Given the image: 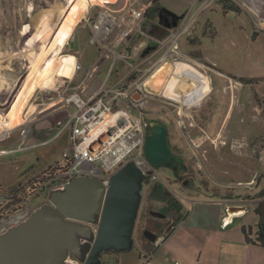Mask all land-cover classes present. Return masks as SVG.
Wrapping results in <instances>:
<instances>
[{
    "label": "rangeland",
    "instance_id": "rangeland-1",
    "mask_svg": "<svg viewBox=\"0 0 264 264\" xmlns=\"http://www.w3.org/2000/svg\"><path fill=\"white\" fill-rule=\"evenodd\" d=\"M73 1L0 0V102L3 97L8 100L7 107L0 106V126H3L0 133L4 131V128H11L6 125L5 121L7 115L12 114L15 108L21 111L19 120L22 122L21 124H25L27 119L32 121L39 113V117L43 118L47 114V110L44 109L52 112L51 119H43L45 125L49 124L50 126L51 120L56 125L60 119L66 118V112L61 110L60 106L62 105L61 98L64 97L62 90L69 91V83L65 79L58 78L56 87L51 84L52 88H37L31 95L27 93L30 83L36 80L33 78L34 74L36 76L43 65L41 60L56 59L57 74L62 76L63 72L60 70L63 69L59 65L62 57L64 56L63 60L69 59V57L73 58V55L67 54V51L64 52L67 55H59V58L55 56L59 51L47 50L45 52L49 42L47 40L56 31L55 26L58 23L59 15L69 9L67 13L69 17L72 10L81 5L80 0H76L74 4ZM188 1L158 0L160 6L167 8L177 16L191 11L190 17L180 23L182 28H189V31L196 30L198 22L195 27L191 23L194 19L201 18L212 4L221 1L223 6L228 7L225 10L227 13H223V9L218 7L217 31L214 34L213 32L209 33L207 29H201L198 31V36L192 37L194 39L190 40L183 34L179 41L180 52L194 63V67L189 65L191 69L185 66V71H187L185 78L193 81L192 83L196 81V85L201 86L202 76L207 77L205 75H208L211 78V90L206 93L208 84L204 88L205 90H199L195 95L194 91L196 90L189 88L188 93H190L185 96L193 95L188 99H184L185 96L180 93H177V96H181L177 99L169 97V95H162L161 92L150 99L147 98L143 109L146 124L145 133L148 135L151 132L154 122L162 123L166 128L169 125L167 140L171 150L177 152L172 149V145L180 141L182 146L189 150L188 158L196 162L195 169L201 172L203 179L205 178L217 188L219 197L228 196L226 198L230 200L228 203L230 205H245V209L247 205L248 221L252 222L250 226L243 227L254 239L257 226L264 224V19L245 3L250 8L245 7L246 12L242 2L240 5L243 7L237 6L238 4L233 2H226V0H213V2L198 0L194 6L191 3L194 0H191L190 3ZM256 1H254L255 4ZM91 3L99 6L93 8L89 20L96 16L98 10L104 8V2ZM198 5H200V9H198ZM105 7L111 10L109 6L105 5ZM51 12L52 14L49 15ZM85 19L81 21L84 23L83 25L86 24ZM219 20L221 25H219ZM149 21L151 22L152 19ZM149 21L145 23L146 27L149 26ZM32 22H35L33 26L27 25ZM50 23L55 26L50 27ZM199 26H201L200 21ZM44 28H46L47 35H43L42 39L41 35L45 33ZM149 28L148 31L151 33ZM64 34L66 36L67 33ZM143 34L145 32L141 28H135L115 49L113 43L116 33H110L105 46L111 51L107 53L123 52V47L126 45V61H117L114 64V70L111 73L113 76H127V80H131L140 74L135 71L136 68L140 71L149 70L142 78L146 83L150 77L149 74L159 68L166 67L165 64L159 66L158 62L163 51L145 63L142 62L139 53L143 48H139L135 55L130 54L132 51L130 48H133L138 40L144 39ZM40 36V43H38L37 40ZM47 37L48 39H45ZM149 38L157 39L158 36H149ZM89 39L90 36L87 41V36L78 35V42L73 41V54L76 51L82 53V59H80L82 64L86 63L87 59H93L99 55L98 49L101 52L100 46L91 44ZM101 64L104 69L96 75L98 81L103 79L104 73L112 61L101 60ZM134 64H138V66H133ZM202 71L206 73L202 74ZM159 75L157 71L153 78ZM158 78L159 82L165 83L166 75L164 73ZM177 79L179 80V78ZM48 81H51V77L43 81L42 84L50 86ZM6 92H8L7 95L4 94ZM54 134L55 130L53 136ZM68 136V132H65L59 138L39 147H36L33 139L29 138L24 142H19V147L22 150L1 155L0 200L4 202L5 199L7 201L12 198L13 196L10 195L14 190L19 187L25 188L24 182L29 179L30 181L37 180L42 171L48 172L54 170L52 169L54 167L57 168L55 174H59V167H64L68 163V159L65 160L62 155L63 152L69 153L70 150ZM14 137L16 138V135ZM16 139L18 140V138ZM2 144L7 145L5 152L15 150V148L10 149L13 147L12 144H15L12 141H4ZM176 160L178 161V157ZM166 171L161 170L160 173L164 175ZM185 178L189 179L188 176ZM205 179L202 182L206 186ZM44 181L49 184L47 179ZM190 187L188 192L190 197L213 194L208 189L198 190L195 183ZM49 192L50 190L41 194L36 200L31 198V201L34 202L31 204L32 206L30 205V212L27 214H23V211V213L18 212L10 226L25 220L35 209L45 204ZM238 212L241 211L235 213ZM6 219V216H2L0 219V233L8 228L9 224H4ZM140 219L141 214L136 230L140 228ZM166 231L170 230L166 229ZM136 252V249L132 248L124 254L131 259L137 257L138 253Z\"/></svg>",
    "mask_w": 264,
    "mask_h": 264
},
{
    "label": "built area",
    "instance_id": "built-area-1",
    "mask_svg": "<svg viewBox=\"0 0 264 264\" xmlns=\"http://www.w3.org/2000/svg\"><path fill=\"white\" fill-rule=\"evenodd\" d=\"M154 2L155 0H128L117 12L103 6L104 8L98 10L92 20L85 19L84 26L89 30V42L100 46L101 52L98 49V59L86 69L79 85L74 88L68 87L69 91L62 90L64 97L61 98L60 106L61 110L66 112V119L56 124L53 138L57 139L64 132H68L70 150L69 153L62 154L65 160L68 159L66 166L61 167L59 174L50 176L49 183H53V188L61 187L76 176L96 177L107 182L114 171L127 160L133 161L144 175L145 173L149 175L150 179L156 176L152 165L144 158L143 150L147 135L143 109L147 98H152V94L145 95L142 92L144 81L142 78L149 70L140 71L136 68L135 71L140 74L131 80H127V76H113L111 73L114 64L117 61H126V46L124 45L123 52L110 54L107 52L111 50L105 46L112 32L116 33L113 43L116 49L130 32L135 28L140 29ZM92 21L94 22L91 23ZM186 29L179 25L169 30L163 40L157 41L160 51H163L162 61L189 60L180 52L179 47L180 37L185 34ZM131 50V54L135 55L133 49ZM101 60L112 61V64L104 73L106 78L98 81L96 75L104 69ZM133 66L137 67L138 64ZM80 69V64L73 63V72ZM90 82H93V85ZM67 92L69 93L65 96ZM139 92L141 96L136 99L135 96ZM119 110L126 112L127 116V126L120 132L114 129L116 123L109 126V117L121 112ZM22 135L24 136L22 139L25 140L26 131H23ZM37 193V190L26 192L25 188L20 187L14 190L10 195L12 198L7 201L5 199L4 202L0 200V219L2 216H6L8 220L14 219ZM67 263L71 264L69 258ZM73 264L79 263L75 260ZM174 264L181 263L176 261Z\"/></svg>",
    "mask_w": 264,
    "mask_h": 264
},
{
    "label": "crops",
    "instance_id": "crops-1",
    "mask_svg": "<svg viewBox=\"0 0 264 264\" xmlns=\"http://www.w3.org/2000/svg\"><path fill=\"white\" fill-rule=\"evenodd\" d=\"M81 1V0H80ZM92 2L97 3H103L111 8V10L117 12L119 11L124 5L127 3L128 0H87L84 6L78 5V7L74 8L72 10L71 15H67L69 12V9L65 11V13L60 14L58 18V23L55 25H52L50 23V27L55 26L56 31H54L53 35L50 37L48 44L46 46V50L49 51H59L55 56L59 55H67L72 54L73 58H70V61L72 62H79L81 64L82 69L73 76V70L71 69V73L69 74H63L62 76H59L57 73V60L56 59H45L41 60L40 62L43 64L42 67L39 69V71L36 73L37 75L33 76L36 80L33 83H30V86L28 88V95H31L34 91L37 90V88H52L51 84L54 85V87L57 86L56 81L57 79H65L69 83V87L73 88V83L75 86L79 85L82 82L83 73L84 71L96 61L97 56L93 59H87V62L82 64L81 60L82 53H79L78 51L74 52L72 51L73 48V41L78 42V35H84L89 36V30L87 27H85L81 21L85 18H91V15L93 13V8L99 5L92 4ZM195 1V2H194ZM191 2L189 0L188 2L193 3V6L195 3H197L196 0ZM254 1L256 0H226V2H233L238 4L237 6H242L240 3L242 2L244 8L250 6L253 10L257 11L259 16H261L264 19V0H258L256 1L257 6ZM90 2V3H89ZM76 3V0L73 1V4ZM89 3V4H88ZM248 5H246V4ZM81 4V3H80ZM88 4V6H86ZM103 4V6H105ZM219 4V5H217ZM223 9V13H227L225 10V7L220 3H214L212 4V9L209 7L206 12H204L203 16L201 18H198L196 22H198V25H196V36H198V31L201 29H204L202 27L203 23L207 25V22L212 25L213 31H217V19L216 16L218 15V7ZM242 6V7H243ZM72 7V6H71ZM70 7V8H71ZM199 8V5H198ZM245 11L247 12V9L245 8ZM49 13V15H51ZM93 17V16H92ZM67 18V19H65ZM197 18V17H196ZM204 21H203V20ZM199 21L201 23V26H199ZM35 22H32L30 24H27L28 26H33ZM256 23V20H255ZM59 24V25H58ZM257 24V23H256ZM153 22L149 21V26H142V30L145 32L143 34L144 39L138 40L136 45L133 48V51L138 53L139 48H143L139 51L140 58H142V62H148L153 57L157 56L161 51L160 47L158 46L156 39H150L149 36H162L163 30L154 28ZM194 25V26H195ZM219 25H221V21L219 20ZM258 25V24H257ZM25 26V25H24ZM150 27V28H149ZM151 29V33L148 31ZM154 28V29H153ZM159 29V30H157ZM44 34L47 35L46 28H44ZM167 32V31H166ZM64 33H67L66 36ZM202 33V32H201ZM40 37H38V43H40ZM194 36V37H196ZM45 39H48L45 38ZM61 39V41H59ZM46 43V41H45ZM89 45V44H88ZM126 46V45H125ZM65 50V51H64ZM67 51V54L64 53ZM127 51V50H126ZM48 53V52H47ZM131 54V53H130ZM132 55V54H131ZM56 58V57H55ZM62 57L59 65L63 63ZM159 60L162 59V55L158 58ZM158 60V61H159ZM187 63V64H186ZM165 64L166 67L169 69L166 76V81H170V79L174 78L177 83V88H174L173 91L180 94H183V96L189 94V84H191L192 87H196L195 90H197L198 86L195 83H192L190 80H188L185 74V66L179 65V64H185V65H192L194 67V64L192 61L185 60L184 62H172V61H160L159 66ZM164 66V65H163ZM162 66V67H163ZM56 69V74H55ZM160 69V68H159ZM158 69V70H159ZM150 77V79L157 73V71ZM182 72V73H179ZM188 70V69H187ZM184 71V72H183ZM194 71V70H193ZM197 73L196 71H194ZM203 74V73H202ZM51 77V81L49 82L50 86H44L42 84L43 81H46V79ZM105 77L103 76V79ZM179 78V80L177 79ZM102 79V80H103ZM150 79L147 82L150 83ZM74 81V82H73ZM180 84H179V83ZM167 83L162 86L163 91L166 89ZM91 85H93V82H90ZM90 84L88 86L90 87ZM178 85H184V86H177ZM209 86L211 90V78L209 76ZM180 87V89L178 88ZM207 85L204 87L206 88ZM202 88L200 91L205 90ZM26 89V88H25ZM196 93V91H195ZM194 93V95H195ZM181 97V96H180ZM185 99V98H184ZM188 99V98H186ZM187 101V100H186ZM20 105V104H19ZM1 114V113H0ZM20 114L21 111L17 108L13 109V112L9 118H7L6 125L11 126L10 129L4 128V131L0 133V137L2 134L6 133L7 131H10L16 127H21L20 120ZM23 114V113H22ZM5 116V114H4ZM15 120H18V122H15ZM49 122V121H48ZM24 123V122H23ZM5 125V126H6ZM49 126V124L47 125ZM0 128H3V126H0ZM1 132V131H0ZM4 141L0 140V150H7V145L2 144ZM18 143V142H17ZM16 149V144L13 145L10 149ZM13 152H16L14 150ZM7 155V154H6ZM225 197V199H224ZM228 196H221L218 199H212L208 195H199L196 197H189V200L186 202V206L184 208V214L182 217H180L179 221L177 222L176 226L172 231L165 234L164 241L159 244L157 247L153 246V249L151 251L147 250V248H140L136 250L138 253L137 257L134 258H127L126 254L124 253H104V262L110 263V264H174L176 261L180 262L181 264H264V248L249 245L245 242V237L242 233V227L243 226H250L251 220L248 221L247 217V205L246 209L244 211L235 213L236 209H233V207H243L245 208V205L240 204H233L230 205L229 201H227ZM222 198V199H221Z\"/></svg>",
    "mask_w": 264,
    "mask_h": 264
},
{
    "label": "water",
    "instance_id": "water-1",
    "mask_svg": "<svg viewBox=\"0 0 264 264\" xmlns=\"http://www.w3.org/2000/svg\"><path fill=\"white\" fill-rule=\"evenodd\" d=\"M144 157L156 168L174 163L162 123H152ZM144 179L143 172L129 160L107 182L76 176L52 188L45 204L0 233V264H68L70 256L81 264H100L104 253H127L132 249ZM151 198L163 199L164 195L155 189Z\"/></svg>",
    "mask_w": 264,
    "mask_h": 264
},
{
    "label": "flooded vegetation",
    "instance_id": "flooded-vegetation-1",
    "mask_svg": "<svg viewBox=\"0 0 264 264\" xmlns=\"http://www.w3.org/2000/svg\"><path fill=\"white\" fill-rule=\"evenodd\" d=\"M156 5H158L159 7H155ZM165 9L167 8L160 6L158 0H155L151 8L148 10L145 16V19L143 20L145 24L147 21H149V19H152L154 28L157 27L163 30L162 36L158 37L159 39H162V40L167 36L169 30L177 28L181 22L185 21L186 19L190 17V11H187L184 15L178 16L179 19L176 17L174 18L170 14H168L165 11ZM195 23L197 24L196 20H194L191 23V25L195 27L194 26ZM205 26H206L205 23H203L202 27L205 28ZM196 33L197 32L195 30L189 31V28H187L185 30L184 35L189 37V39L191 40L192 37L196 36ZM204 33L205 32H202V34ZM73 63H75V61ZM77 63L80 64L79 62ZM79 71L73 72V76L77 74ZM84 73H83V77H84ZM74 87L76 86L73 83V88ZM209 89H210V86H208L206 93L209 91ZM4 94L7 95L8 92ZM152 95H155V94H152ZM176 98L178 99L180 97H176ZM1 100L2 101L0 102V106L7 107L8 100L5 99V97H3ZM44 110L45 111L47 110L46 111L47 114L43 118L39 117V114H40L39 113L38 116L36 115L32 119V121L27 119L25 124H22L21 127L20 126L16 127L2 134V136L0 137V140L1 141H12L16 144L17 147L20 146L19 142L20 143L24 142L28 140L29 138L33 139V141L36 144V147L46 145L47 143L55 140V138H53V133H54L55 126H56L55 122L51 120L50 126L43 124V119L45 118L51 119L50 116H52V112L51 110H48V109H44ZM10 116L11 114H8L7 118H9ZM7 118H6L5 123L7 122ZM65 119L66 118L60 119L58 122L64 121ZM167 128H169V125H167ZM23 131H26L25 140L22 139V137H24L22 135ZM14 135H16V138H18V140L14 137ZM167 136H168V130H167ZM170 149H171V146H170ZM172 149L174 151H177V152H173L171 150L173 157H174V163L172 164V166L168 168H156L152 166L156 173V176L154 177V179H150L149 175L145 173V179L142 182V189L140 192L139 207H138L137 216L135 219L134 229L132 233V241H133L132 248L136 250L140 248H147V250L151 251L153 249V246L157 247L159 244H161L164 241L165 234L172 231V228L176 226L180 217H182V211L185 208L186 202L189 200V197H190L188 193L189 189H191L190 186H193L194 183L198 190L208 189L210 192H212L213 194L209 195V197H211L212 199L219 198L218 190L217 188H215L214 185L210 184L209 181L206 180L205 178L204 179L206 180V186L204 182H202L204 181V179L201 177V172L195 169L194 167L196 162L188 158L189 150L187 148L185 149L182 146V143H180V141L173 143ZM13 151L14 150L5 152L4 150L2 153H0V156L13 153ZM176 157H178V161L176 160ZM61 167H59V170L61 169ZM52 169L54 170H49L48 172L42 171L40 173V177L37 178V180L33 179L34 181L33 180L30 181L29 179L26 182H24L26 185L25 187L26 192L31 191V190L38 191L37 196L34 198V200L38 199L41 194H45L46 191L51 190V188H53L52 186L53 183L47 184L44 181L45 179H47V177L52 176L57 172V168L53 167ZM161 170H167L166 174L162 175L160 173ZM187 176L189 177V179L185 178ZM18 184H22V183H18ZM155 189L162 192V194L164 195L163 199L162 198H158V199L151 198V195ZM33 202L34 201H30L29 204L26 206V208L21 210L20 212L23 211L24 212V213L22 212L23 214H27V212H30V207L32 206L31 204ZM151 212H154L157 215H153L151 214ZM140 214H141L140 228L136 230L137 221H138ZM260 215H261V211H260ZM12 220L13 219L11 220L6 219L4 223L8 221H12ZM166 229L170 231H166ZM152 239L155 240L154 243ZM104 255L105 254H102L100 256V261H101L100 264L105 263L103 259L101 260V257ZM69 259L71 261V264H73V261L76 260L72 256H70Z\"/></svg>",
    "mask_w": 264,
    "mask_h": 264
},
{
    "label": "bare ground",
    "instance_id": "bare-ground-1",
    "mask_svg": "<svg viewBox=\"0 0 264 264\" xmlns=\"http://www.w3.org/2000/svg\"><path fill=\"white\" fill-rule=\"evenodd\" d=\"M86 1L87 0H81L80 1V3H81V5L82 6H84V4L86 3ZM90 2H92V1H90ZM89 2V3H90ZM179 65H182V66H187L189 69H191V66H189V65H185V64H179ZM60 68L61 69H63V70H60L61 72H63V74H68L70 71H71V69H72V62L70 61V58L68 59V58H65L64 59V61H63V63L60 65ZM161 70V71H160ZM160 70H158V72H159V76L158 77H161L162 75H163V73H164V75H166L167 76V72H168V68L167 67H164V68H161ZM178 71V70H177ZM156 72V71H155ZM155 72H153V73H151V74H149L148 76H152ZM179 72V71H178ZM71 73V72H70ZM69 73V74H70ZM180 73V72H179ZM192 76V75H191ZM150 77H149V79H150ZM155 77V76H154ZM158 77H156V78H151L150 79V83H148V85L146 84L147 82H148V80H147V82L145 83L144 81H143V84H142V92L145 94V95H147V94H160V92L162 93V95H169V97L170 96H172V98L173 97H180L179 95L177 96L176 95V92L175 91H173V89L174 88H177V87H175L176 86V83H177V81L174 79V78H172V79H170V81H168V83H167V86H166V89L163 91V85H164V87H165V84L166 83H161V82H159V78ZM201 77V76H200ZM106 78V77H105ZM104 78V79H105ZM110 78V77H109ZM202 84H201V86H198V88H197V90H196V93L195 94H197L198 92H199V90H201L202 88H204L206 85H208L209 84V79L207 78V77H203L202 76ZM179 83V82H178ZM180 84V83H179ZM147 85V86H146ZM173 86V87H172ZM177 86H184V85H178L177 84ZM191 90H193V89H196V87L194 86V87H192L191 86V84H189V86H188ZM178 88H180V87H178ZM160 90V91H159ZM195 92V91H194ZM193 94H190V95H188V97H184V98H190L191 96H192ZM140 96H141V92H139L136 96H135V98L136 99H139L140 98ZM119 111H121V112H119L118 114H116V115H114V116H110L109 117V126H112V125H114V123H116V125H115V130H117V131H122V130H124L125 128H126V126H127V121H126V118H127V116H126V112H124V111H122V110H119ZM146 139V138H145ZM143 150H144V146H143ZM126 163V162H125ZM124 163V164H125ZM123 164V165H124ZM122 165V166H123ZM122 166H120V167H122ZM119 167V168H120ZM119 168H117L116 170H118ZM115 170V171H116ZM114 171V172H115ZM85 177H87V176H85Z\"/></svg>",
    "mask_w": 264,
    "mask_h": 264
},
{
    "label": "trees",
    "instance_id": "trees-1",
    "mask_svg": "<svg viewBox=\"0 0 264 264\" xmlns=\"http://www.w3.org/2000/svg\"><path fill=\"white\" fill-rule=\"evenodd\" d=\"M225 9H227V6H224ZM232 9V8H231ZM206 25V24H205ZM205 29L208 30V32H213V34L215 33V31H213L212 25L210 23L207 22V25L205 26ZM212 34V35H213ZM50 177L47 178V182L50 181ZM33 191V190H31ZM37 196V194L35 195V197ZM8 207H6L7 209ZM242 233L245 237V242L249 245H253V246H257V247H261L264 248V224H260L257 226V232H256V237H254V239L252 238V235L247 232V230L242 227ZM115 253V252H112Z\"/></svg>",
    "mask_w": 264,
    "mask_h": 264
},
{
    "label": "clouds",
    "instance_id": "clouds-1",
    "mask_svg": "<svg viewBox=\"0 0 264 264\" xmlns=\"http://www.w3.org/2000/svg\"><path fill=\"white\" fill-rule=\"evenodd\" d=\"M196 1H198V0H196ZM191 12V11H190ZM190 15H191V13H190ZM195 20V19H194ZM193 20V21H194ZM143 24H144V21H143V23L141 24V28H142V26H143ZM144 26H145V24H144ZM185 36V35H184ZM162 39H159V38H157L155 41H161ZM194 64V63H193ZM202 73L204 74V73H206V72H204V71H202ZM205 76H207L208 78H209V76L208 75H205ZM154 95H152V97H153ZM146 137H147V135H146ZM146 140V139H145ZM145 144V143H144ZM16 151H19V150H22V148H20V147H17L16 149H15ZM1 151H4V150H0V153H2ZM145 158V157H144ZM127 161H129V160H127ZM148 162V161H147ZM149 163V162H148ZM150 164V163H149ZM153 166V165H152ZM77 177H79V176H77ZM96 178V177H95ZM65 184V183H64ZM63 184V185H64ZM227 201H229L230 202V200H227ZM10 223H11V221H9V222H6V223H4V224H9V225H7V226H10Z\"/></svg>",
    "mask_w": 264,
    "mask_h": 264
}]
</instances>
